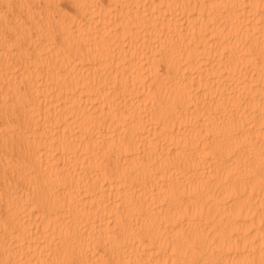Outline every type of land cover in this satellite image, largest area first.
<instances>
[{
  "label": "bare ground",
  "instance_id": "1",
  "mask_svg": "<svg viewBox=\"0 0 264 264\" xmlns=\"http://www.w3.org/2000/svg\"><path fill=\"white\" fill-rule=\"evenodd\" d=\"M0 264H264V0H0Z\"/></svg>",
  "mask_w": 264,
  "mask_h": 264
}]
</instances>
